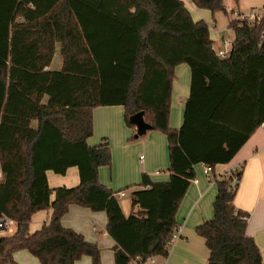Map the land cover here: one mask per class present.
<instances>
[{
	"label": "trees",
	"instance_id": "trees-1",
	"mask_svg": "<svg viewBox=\"0 0 264 264\" xmlns=\"http://www.w3.org/2000/svg\"><path fill=\"white\" fill-rule=\"evenodd\" d=\"M190 1L225 12L224 0ZM228 28L232 50L222 59L208 25L193 20L182 0H0V214L16 223L12 235L0 238V264H18V251L39 264L82 257L101 264L95 244L62 226L71 205L106 214L114 264L167 256L194 167L229 164L255 129L264 130V79L257 81L252 129L213 119L235 75L247 74L250 58H264V16L233 18ZM55 54L58 69L51 68ZM181 64L190 69V89L182 124L172 129L171 89ZM109 106L123 108L131 129L129 117L142 111L168 144L169 180L144 175L130 194L128 216L117 193L98 180V169L111 164L108 142L87 144L93 110ZM241 117L249 123V115ZM70 168L78 171V185L51 189L47 172L64 175ZM233 176L239 181L241 170ZM230 183L231 177L215 181L213 217L195 229L208 250L206 264H262ZM40 211H51L49 222L31 233V218Z\"/></svg>",
	"mask_w": 264,
	"mask_h": 264
},
{
	"label": "crops",
	"instance_id": "crops-1",
	"mask_svg": "<svg viewBox=\"0 0 264 264\" xmlns=\"http://www.w3.org/2000/svg\"><path fill=\"white\" fill-rule=\"evenodd\" d=\"M183 2L186 7L189 6L195 11L196 18L191 15L193 20H203L208 25L215 51L223 48V42L233 41L224 38L225 29L233 19L230 16L244 15L254 10L263 11L264 7V0H237V2L224 0L225 12L211 13L196 8L190 0ZM59 67L60 62L56 69ZM190 79V69L187 65L181 64L175 67L169 105V127L172 129H178L182 124ZM259 79H264V58H250L247 74L235 75L233 87L214 111L213 119L238 130L252 129ZM246 115L250 116L249 123H245L241 117ZM92 122L93 133L88 138L87 144L91 147L97 146L105 139L111 153V164L98 169V180L103 186L114 193H124L126 190L131 194L140 189L138 185L144 175L151 182L169 180L168 144L163 134L149 130L134 139L136 130L125 125L124 110L121 106L94 109ZM238 166H242V169L234 197V207L248 214L245 233L258 246L264 264V130L262 127L254 130L248 142L229 164L216 165L210 176L203 173L201 164L194 167V178L190 181L175 216L176 227L173 231L179 229V237L169 246L166 257H154V264L207 263L208 250L203 238L196 234L195 229L213 217L212 206L217 192L215 181L219 180L222 173L232 171ZM46 176L51 189L71 188L79 183L76 168L68 169L64 175L47 172ZM50 214L51 211H40L33 215L29 223V231L32 233L40 230L49 222ZM61 224L81 234L87 242L95 244L100 250L101 264H114L115 243L107 234V217L104 212H94L88 208L71 205ZM13 259L18 264H39L38 260L27 251L16 252ZM74 264H91V260L89 257H82Z\"/></svg>",
	"mask_w": 264,
	"mask_h": 264
},
{
	"label": "built area",
	"instance_id": "built-area-1",
	"mask_svg": "<svg viewBox=\"0 0 264 264\" xmlns=\"http://www.w3.org/2000/svg\"><path fill=\"white\" fill-rule=\"evenodd\" d=\"M182 1H185V0H182ZM263 16H264V12L259 11L258 14H250L248 16H243V15L239 14V15H237V18L245 19L247 21H254V20H260ZM231 50H232V43L225 41V42H223V48L221 50L216 51V54L218 57L225 59L229 56ZM241 167L242 166H238L235 169H233L232 171L222 173L219 180L231 177L230 187L232 189H235L236 186L238 185V179L236 176H233V173L240 171ZM202 169H203V173L206 176H210L212 174V168L211 167L202 164ZM1 181H2V173L0 171V183H1ZM122 196H124V193H117L116 194V197H122ZM15 226H16V223L12 219H10L9 217H7L3 214H0V238L3 236L12 235L15 231ZM179 234H180L179 229L173 231V235H172V239L170 241V245L175 239H177L179 237ZM130 264H154V257H148L144 261L133 260L130 262Z\"/></svg>",
	"mask_w": 264,
	"mask_h": 264
},
{
	"label": "rangeland",
	"instance_id": "rangeland-1",
	"mask_svg": "<svg viewBox=\"0 0 264 264\" xmlns=\"http://www.w3.org/2000/svg\"><path fill=\"white\" fill-rule=\"evenodd\" d=\"M188 8V11L190 12V14L193 16V17H195L196 18V15H195V11L193 10V9H191L189 6L187 7ZM259 11H261V10H254V11H249L248 13H246V14H244L243 16H248V15H250V14H258L259 13ZM237 15H239V14H236V15H232V16H230V17H233V18H235V19H237ZM239 20H241L240 18H238ZM225 31H226V33L224 34V38H225V40L227 39V38H230V39H227V40H229V41H232L233 40V32L230 30V29H228V28H226L225 29ZM218 43V42H217ZM219 44V43H218ZM218 44H217V46H218ZM60 62V59H59V57H58V55L57 54H55V56H54V58H53V62H52V64H51V66H52V68L53 69H56L57 68V64ZM135 135H136V133H135ZM137 189V188H136ZM135 190V189H134ZM118 200H119V203H120V206H121V209H123V213H124V215L125 216H128L129 214H130V192L129 191H124V196H122V197H118Z\"/></svg>",
	"mask_w": 264,
	"mask_h": 264
},
{
	"label": "water",
	"instance_id": "water-1",
	"mask_svg": "<svg viewBox=\"0 0 264 264\" xmlns=\"http://www.w3.org/2000/svg\"><path fill=\"white\" fill-rule=\"evenodd\" d=\"M128 121L134 126L137 136H142L151 130V126L144 120V113L142 111L130 116Z\"/></svg>",
	"mask_w": 264,
	"mask_h": 264
}]
</instances>
